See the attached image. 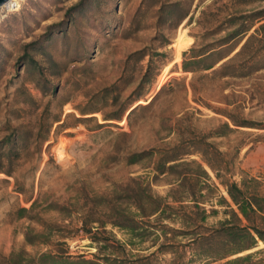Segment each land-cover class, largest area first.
I'll use <instances>...</instances> for the list:
<instances>
[{"label": "rangeland", "instance_id": "374dc122", "mask_svg": "<svg viewBox=\"0 0 264 264\" xmlns=\"http://www.w3.org/2000/svg\"><path fill=\"white\" fill-rule=\"evenodd\" d=\"M261 9L264 0H24L16 13L1 10L0 256L28 261L62 250L92 259L96 247L87 237L60 235H73L84 212L106 203L93 198L109 199L114 187L130 178L166 196L171 179L164 175L154 182L152 160L128 165L125 158L169 147L182 136H208L207 142L230 161L231 180L257 179L264 193V129H256L264 128V70L243 79L182 70L191 49L230 30L202 40L206 31L229 15ZM153 99L150 109L128 120L132 109ZM226 114L247 127H234ZM115 115L120 118L105 120ZM224 123L232 132L210 137ZM193 159L200 160L188 157ZM23 208L28 211L22 214ZM215 209L219 213L207 225L225 218L223 208ZM105 229L125 239L110 224ZM28 232L44 234L48 245L27 244ZM134 249L143 256L154 251L150 239ZM249 253L254 254L250 264H264L261 242L211 264ZM190 257L188 251L185 261ZM159 259L169 262L173 256Z\"/></svg>", "mask_w": 264, "mask_h": 264}, {"label": "trees", "instance_id": "16d2710c", "mask_svg": "<svg viewBox=\"0 0 264 264\" xmlns=\"http://www.w3.org/2000/svg\"><path fill=\"white\" fill-rule=\"evenodd\" d=\"M164 9L162 7L161 10ZM187 16L188 14L184 15L182 19ZM221 30L230 31L198 49L190 50V59H184L182 63L184 73L210 71L209 75L203 77L243 79L264 70V9L229 15L219 26L206 31L201 39L215 36ZM244 38V43L235 52ZM185 56L186 53L183 54ZM145 78L147 75L143 81ZM191 87L194 91L193 86ZM164 89L163 87L159 93ZM154 101L155 99L132 109L128 120L138 111L150 109ZM225 116L234 127H247L248 123L236 121L229 114ZM119 118L120 116L115 115L112 119L105 120ZM221 130L211 133L210 137H222L233 129L228 123H224ZM208 138L182 136L169 147L152 148L126 156L125 162L128 165L152 160L154 182L166 175L171 179V187L166 196H159L152 193L149 184L140 186L138 179L130 178L126 184L114 187L109 199L94 197V203L106 201L104 205L97 204L102 209L94 205L95 208L79 217L80 227L73 235H60V239L78 235L87 237L90 244L96 247V254L92 255V259H85L82 255L69 256L66 251L61 250L57 254H41L28 261L14 259L13 255L9 258L0 256V264H22L24 261L31 263L34 260L37 264H211L251 250L258 242L264 244V193L261 191V183L257 179L245 177L238 182L232 181L230 161L212 143L207 142ZM191 155L198 156L200 160H188ZM204 165L224 189L226 196L220 194ZM10 174L8 171V176ZM215 206L223 208L225 218L214 225H207V220L219 213ZM27 211L23 208L20 213ZM106 224L120 231L125 239H116L114 234L106 231ZM44 227L47 229L46 225ZM43 237L44 234L28 232L25 241L30 245H48ZM149 239L152 248L154 247L153 252L145 256L133 253V250H141L134 249L135 247ZM57 245L66 246V243L59 242ZM188 251L191 257L185 261L184 256ZM164 255H172L173 259L169 262L161 261L159 258ZM253 255L249 253L235 257L224 264H250Z\"/></svg>", "mask_w": 264, "mask_h": 264}, {"label": "bare ground", "instance_id": "6f19581e", "mask_svg": "<svg viewBox=\"0 0 264 264\" xmlns=\"http://www.w3.org/2000/svg\"><path fill=\"white\" fill-rule=\"evenodd\" d=\"M23 2H24V0H10L6 4H4L2 7H0V11L4 9L9 14L10 13H16V12H18L20 10ZM182 36H183V33L180 32L178 34L177 39L175 40V47H176L178 52L181 51V49H182ZM161 81H162V79L160 78L159 81L156 84V87H155L154 91H156L160 87ZM57 156H58V159L60 161L63 160L62 159L63 158L62 157V152L60 150H58V149H57Z\"/></svg>", "mask_w": 264, "mask_h": 264}, {"label": "water", "instance_id": "95a60500", "mask_svg": "<svg viewBox=\"0 0 264 264\" xmlns=\"http://www.w3.org/2000/svg\"><path fill=\"white\" fill-rule=\"evenodd\" d=\"M10 0H0V7L9 2Z\"/></svg>", "mask_w": 264, "mask_h": 264}]
</instances>
